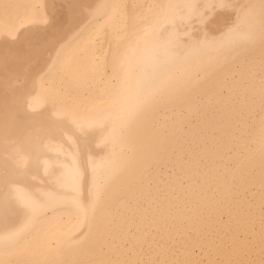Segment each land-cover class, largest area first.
Returning a JSON list of instances; mask_svg holds the SVG:
<instances>
[{"label":"bare ground","instance_id":"6f19581e","mask_svg":"<svg viewBox=\"0 0 264 264\" xmlns=\"http://www.w3.org/2000/svg\"><path fill=\"white\" fill-rule=\"evenodd\" d=\"M0 264H264V0H0Z\"/></svg>","mask_w":264,"mask_h":264},{"label":"snow or ice","instance_id":"6c2138e0","mask_svg":"<svg viewBox=\"0 0 264 264\" xmlns=\"http://www.w3.org/2000/svg\"><path fill=\"white\" fill-rule=\"evenodd\" d=\"M193 7H195L194 5H193ZM168 85H162L161 86V90L163 89V88H165V87H167ZM79 173H77V174H74V178H75V175H78ZM40 205H39V203L38 202H33L32 204H30V205H25V208L29 211V212H31V211H33L35 208H37V207H39Z\"/></svg>","mask_w":264,"mask_h":264}]
</instances>
